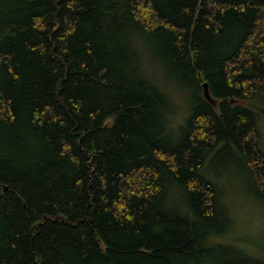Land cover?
<instances>
[{"label":"trees","instance_id":"1","mask_svg":"<svg viewBox=\"0 0 264 264\" xmlns=\"http://www.w3.org/2000/svg\"><path fill=\"white\" fill-rule=\"evenodd\" d=\"M263 97L264 0H0V264H264Z\"/></svg>","mask_w":264,"mask_h":264},{"label":"rangeland","instance_id":"2","mask_svg":"<svg viewBox=\"0 0 264 264\" xmlns=\"http://www.w3.org/2000/svg\"><path fill=\"white\" fill-rule=\"evenodd\" d=\"M147 67L156 83L162 84L163 86L170 83L168 78L164 76V72V75L162 74L163 70L161 71L160 62L158 60H151ZM182 101L184 104L185 97ZM180 102L177 101V104L182 111L184 105ZM260 106L264 108V100L260 103ZM180 110L177 117L183 123L188 116H181ZM260 117L259 123L261 126V134L264 136V116ZM233 162L237 165L235 161ZM222 163L223 162L214 160L212 162V166H214L212 169L213 173L215 170V174H219V181L221 180L220 184L224 193L223 198L229 206L230 214L232 216V229L234 235L242 240H247L249 243L252 242L254 247L258 250H262L264 249V201L253 196L251 192L246 190L247 187L245 186L244 181L240 179L241 177L239 178L234 167L230 166L226 169L223 168L225 165L230 164V162L224 161L223 169L220 167Z\"/></svg>","mask_w":264,"mask_h":264},{"label":"water","instance_id":"3","mask_svg":"<svg viewBox=\"0 0 264 264\" xmlns=\"http://www.w3.org/2000/svg\"><path fill=\"white\" fill-rule=\"evenodd\" d=\"M204 88H205V95H206L207 99L209 101H211L212 103L216 104V101L211 97V94L209 92L208 83H204Z\"/></svg>","mask_w":264,"mask_h":264}]
</instances>
